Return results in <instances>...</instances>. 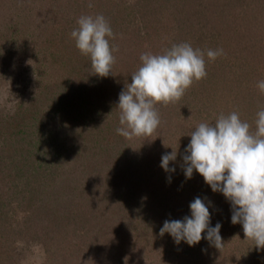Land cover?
<instances>
[{"label": "trees", "instance_id": "trees-1", "mask_svg": "<svg viewBox=\"0 0 264 264\" xmlns=\"http://www.w3.org/2000/svg\"><path fill=\"white\" fill-rule=\"evenodd\" d=\"M53 1L0 0V5L5 6L6 10L11 9V6L14 9L16 7L21 17L26 20L27 14L38 9L40 11L41 6L45 4L52 7ZM57 1L61 4L60 0ZM67 1L69 0L64 2ZM105 1L110 3V0ZM136 2L143 7L147 5L143 0ZM173 2H178L172 4L178 6L176 7L178 10L187 11V1ZM93 3L96 5L95 0ZM119 4L111 2L107 9L95 8L94 11V17L102 14L106 18L114 34V37H107L110 46L115 49L113 51L115 63L107 77L92 74L90 58L82 55L75 46L71 32L78 27L79 17L76 11H73L71 16L61 15L56 9L45 7L44 17L39 22L42 25L41 29L35 27L39 30L37 36L41 44L39 65L41 64L43 69L40 68L41 74L35 77L37 90L27 103L21 102L15 112V117L20 114L23 134L20 135L21 138H17L18 146L6 155L5 163L6 174L12 181L13 192L19 200L17 204L23 203L21 207L24 205L22 223L16 222L18 226L23 227H17V230L23 232L40 216L52 219L51 228L44 234L47 239L41 241L46 251L44 264H127L126 260L131 259L132 255H125L127 253L124 248L131 245L135 239L145 243L153 237L160 238L163 250H167L168 247L171 250L177 248L184 253L183 258L176 257L175 254L168 258L166 255L167 259L163 256L162 259L165 258V261L162 264H193L195 260L187 257L191 256V253H195L197 257L198 252L202 256L206 255V239L202 238L194 246H189L184 241L176 244L169 233L161 236L160 229L166 220H183L185 216L190 217V203L197 197L203 200L209 211L214 209L215 212L216 210L224 212L217 223L224 225L227 223V226L232 228L242 226L231 222L230 201L222 193L213 192L202 175L194 170L191 178L185 177L183 155L190 140L186 139L187 145L179 147L176 160L169 162V168H175V171L166 172L160 166L161 158L163 154L172 150L165 147L167 144H164L161 138L157 140V150L154 148L152 151L150 148L147 153L140 152L139 149L136 153L126 145V139L116 132V128L121 127L120 110L117 106L119 94L125 84L131 82V74L139 68L131 63L137 54L134 53L129 58L118 54L117 48L120 43L117 44L115 40L118 36L121 41L120 36L125 35L123 30L126 29H119V24H123L112 19L118 16ZM74 6L76 10H80L85 5L75 3ZM16 19L14 21L18 22ZM125 26L129 27V24ZM19 29L17 26L7 35L11 42L9 48L20 49L19 42H16L17 39L14 40V33L17 31L18 34ZM146 30L148 31V28ZM167 33L169 36L170 31L167 30ZM167 33L164 35L167 36ZM189 34L190 27L180 21L170 36L171 44L187 42L192 46L194 41L190 38L187 40L185 36ZM165 39L163 41L166 44ZM129 40L130 45L134 46V39ZM6 44L9 42L0 44V54L9 51L4 47ZM216 44L217 42L210 38L209 42L202 46L201 50L205 51V56L210 46L214 48ZM244 61L239 62V67L234 69L233 78L229 79L233 94L232 98L222 104V108L212 109L216 84L224 85V82L220 81L218 71L209 70L206 66L207 77L194 81L180 100L167 105L162 103L156 105L161 122L155 131L162 129L164 135L175 132L183 134L179 126L185 122L194 130L199 123H214L221 113L227 115L232 111H237L241 120L252 125L251 130L254 131L256 113L264 107V94L246 82L238 84V81H241L240 77L248 80L249 67ZM212 65L219 70L221 64L218 62L217 65L216 63ZM42 72L53 74L54 79L44 80ZM231 80L235 87L231 85ZM231 91L229 90L228 94ZM256 101L259 102L255 103ZM58 105L67 113L62 120L67 119L68 125L72 123L73 132L85 134L86 130V134H90L89 138H82L73 143L63 140L64 134H67L65 128L61 129L62 126L56 124L57 121L50 124L51 117L47 112L59 108ZM77 108L81 109L77 111ZM190 112L192 118H199L200 121L188 120ZM174 114L181 115V119H171ZM40 119L46 123L44 132H39ZM35 130L38 134L34 133ZM108 137H112L108 150H112L114 155L98 161L95 157L97 151L95 149L93 151L89 144L97 139L104 141ZM155 162L158 163L156 164L158 168H162L163 174L153 171ZM2 203L0 202V216L5 213ZM211 214L210 212L209 226L214 227L216 221L212 219ZM3 229L4 227L0 226V235H3L4 231H1ZM202 235H207L206 230ZM119 247H123L122 252H117ZM209 254L210 252L207 255Z\"/></svg>", "mask_w": 264, "mask_h": 264}, {"label": "rangeland", "instance_id": "rangeland-1", "mask_svg": "<svg viewBox=\"0 0 264 264\" xmlns=\"http://www.w3.org/2000/svg\"><path fill=\"white\" fill-rule=\"evenodd\" d=\"M36 1L38 2V0ZM60 1L61 4H59V1L54 0L52 7L48 6L59 11L61 15L69 14L71 16L72 12L76 11L78 17L82 15L94 17L95 8H99V10L107 9L111 2L116 5L124 2V4H119L118 6L119 10H117L118 16H115L116 19H112L123 24H119V29L126 28L123 30L125 35L120 36L121 41L117 36L115 42L117 44L120 43L117 48L120 56L125 55L126 58H129L134 53L135 55L137 54L136 59L134 57L133 62H131L134 66H141L140 55L142 53L160 54L165 49L170 48L173 45L171 44L172 39L170 36L175 28L178 27L180 21L190 27V34L185 36L187 40L190 38L194 41L192 44L194 49H202V46H205L210 38L215 40L217 44L214 48L210 46V49H223V54L214 61L209 60L206 55L205 63L209 70L218 71V77H221L220 81L224 82V85L216 84L215 98L213 99L215 102L212 109L222 108V104L227 99L232 98L233 88L229 86V79L233 78L234 69L239 67V62L245 60L246 66L249 67V73L248 80L246 81L245 78L240 77L239 80L241 81H238V84L246 82L250 87L257 88V82L264 80V0H185L188 3L187 11L178 10V6H172L173 3H178L173 2V0H170V2H165L164 0H143L147 2L144 7L139 5V3L141 4L140 1L137 3L136 0H116L117 2L110 0V3L105 0H95L96 5L93 3L94 0H73L74 2L76 1L75 3L85 5L80 10H76L75 3L72 0L67 2H64L65 0ZM89 3L93 5L94 9L88 7ZM48 6L46 4L42 5L40 11L38 9V11L27 14L28 19L25 20L21 17V13L16 7L14 9L11 6V9L6 10L5 6L0 5V44H5L6 41L9 42V44L4 45L9 51H3L2 53H5L0 54V157H2L0 160V202H3V208L5 209V211L3 210L5 213L0 216V226L4 227L1 230L4 233L0 235V264H44L46 260V251L41 241L45 240V238L47 239L44 234L46 233L45 231L51 228L52 219L51 217L44 218L40 216L23 232L17 230V227H23L22 225L18 226L16 222L22 223L24 205L21 207L23 203L17 204L19 200H17L18 197L13 192L12 181L6 174L7 164L5 161H7L6 155L18 146L17 138H21L23 134L20 114L15 117V112L19 104L21 102L27 103L31 95L37 90L38 85L35 83V77H39V74H41L39 70L40 68L43 69V66L39 65V53L41 52L39 50L41 44L39 37H37L39 36V30L35 27L41 29L42 25L39 22L44 17L43 9ZM15 18H17L18 22L14 21ZM3 19H5L4 24L2 23ZM127 24H129V27L125 26ZM17 26L20 29L18 34L16 33L17 31L14 33V40L17 39L16 42H19L20 49H12L9 48L11 42L7 35L12 33ZM159 27L161 28L158 29ZM147 28L148 31L146 30ZM167 30L170 31L169 36ZM164 33H167L168 37ZM19 35L20 37L18 38L17 36ZM21 36L25 37V39ZM132 38L134 39V46H131L129 42V39ZM164 39L167 40L166 44L163 41ZM14 44L17 47V44ZM218 62L221 64L219 70L212 65V63L217 65ZM42 75L44 80L54 79V75L49 72H42ZM220 81L219 83H221ZM232 84L233 87L236 86L231 80ZM229 87L232 89H229ZM229 90L232 91L228 94ZM258 102L256 101L255 103ZM59 108L56 107L47 112L48 116L51 117L50 124L57 121L55 123L61 124V129L65 128L64 130L67 134H64L63 140H69L70 143H73L82 138H89L90 134H86V130L84 131L85 134L73 132L74 126L72 123L68 125L67 119L62 120V118L67 116V113H65L61 105ZM80 109L77 108V111ZM173 116L171 119H181V115L177 116V114H174ZM188 120L200 121L199 118H192L191 112L188 115ZM189 125V123L185 122L179 126L180 130H183V134L175 132V134L164 135L162 129H158L147 137L141 136L132 139H127L122 135L121 137L124 140L126 139V145L129 149L136 151V153H138L137 150L139 149L140 152L147 151V153L150 148H152V151L154 148L157 150V140L160 138L164 144H167L165 146L167 149L172 150L173 148L175 150L179 149L181 145H187L185 143L186 139H191L188 134L193 129ZM45 127V121L40 119L39 132H44ZM56 130L59 131L58 129ZM34 133L38 134V131L35 130ZM111 140L112 137H108L104 141L97 139L95 142H91L89 140L91 142L89 144L90 147H92L93 151L94 149L97 151L95 157L98 161L106 156L114 155L112 150H110L111 152L108 150L112 143ZM156 164L158 163L155 162L153 165V171L163 174L162 168H158ZM141 170L144 171L143 169ZM209 212L212 213V219L216 221L215 227L224 212H218V210L215 212L214 209ZM226 216L223 217L227 218ZM219 224L221 225L219 234L222 238L223 247L218 249L206 239L205 250H207V254L208 252L210 254L202 256L198 252L196 257L195 253H191V256L187 258L194 259L195 264H264V249H257L254 246V241L245 239L242 226L239 225L237 228H232L228 227L227 223L225 225ZM9 226H11V230ZM54 232L56 234V231ZM223 233L224 235H222ZM55 238L57 240L56 236ZM159 240L160 238L153 237L145 243L137 239L132 241L131 245L124 248L127 253L125 255H132L131 259L126 260V263L162 264L166 255L168 258L172 256L171 254H175L176 257L182 256L181 258H183L184 253L177 250V248H172L171 250L168 247L169 249L163 250ZM122 249L123 247L117 248V252H122ZM163 256H165L164 259H162Z\"/></svg>", "mask_w": 264, "mask_h": 264}, {"label": "clouds", "instance_id": "clouds-1", "mask_svg": "<svg viewBox=\"0 0 264 264\" xmlns=\"http://www.w3.org/2000/svg\"><path fill=\"white\" fill-rule=\"evenodd\" d=\"M77 24L71 32L76 48L90 58L92 74L107 77L115 63V49L107 38L114 37L110 24L102 14L82 15ZM222 54L223 49L206 51L212 61ZM140 60L141 66L131 74L117 105L121 127L116 132L127 139L151 136L161 122L156 105L180 100L194 81L207 77L205 51L187 42L173 44L160 54L142 53ZM257 88L264 94V80L257 82ZM254 125L253 131L237 111L221 113L214 123H199L188 134L191 139L184 150L183 170L186 178L195 170L213 192L222 193L232 206L231 222L241 224L245 239L264 249V107L257 111ZM177 153L172 148L162 155L160 166L166 172L175 171L169 162L176 160ZM190 211L191 216L183 220H166L160 235L169 233L176 244L184 241L189 246L204 238L221 249V225L209 226L210 212L203 200L195 198ZM205 230L206 237L202 236Z\"/></svg>", "mask_w": 264, "mask_h": 264}]
</instances>
